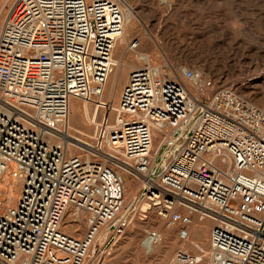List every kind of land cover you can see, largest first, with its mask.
Returning a JSON list of instances; mask_svg holds the SVG:
<instances>
[{"label": "built area", "instance_id": "built-area-1", "mask_svg": "<svg viewBox=\"0 0 264 264\" xmlns=\"http://www.w3.org/2000/svg\"><path fill=\"white\" fill-rule=\"evenodd\" d=\"M123 34L117 0H13L7 9L0 264H98L106 243L150 211L178 221L181 238L195 217L211 220L205 257L179 249L178 261L264 264V107L199 67L179 75L144 58L128 72L105 133L72 131L71 98L99 105ZM140 38L130 36L127 50ZM161 239L159 229L145 230V243Z\"/></svg>", "mask_w": 264, "mask_h": 264}, {"label": "rangeland", "instance_id": "rangeland-1", "mask_svg": "<svg viewBox=\"0 0 264 264\" xmlns=\"http://www.w3.org/2000/svg\"><path fill=\"white\" fill-rule=\"evenodd\" d=\"M4 1L0 0V28L13 2ZM119 1L132 15L130 20L125 21L124 37L128 40L138 33L141 41L135 50L139 53L126 51V72L119 82L115 105L130 69L138 66L141 58H147L166 68L174 66L179 75L183 66L199 67L221 85L233 87L264 107V0ZM114 54L116 58L120 54L116 47ZM112 73L113 70L98 98L99 105L94 100L80 110L69 123L72 131L91 138L105 133V118L111 126L115 105L109 108L106 99ZM73 100L80 102L83 99ZM197 221L206 223L204 240L207 241L203 249L194 242L199 241L197 233L191 236L193 242L182 244L183 238L178 233L180 223L170 224L169 231L167 222L155 211H150L146 218H134L121 234L106 243L98 264H200L175 258L179 249L186 255L199 256L200 259L205 257L209 248L211 220L197 218ZM151 227L162 232V239L149 249L144 235L145 230Z\"/></svg>", "mask_w": 264, "mask_h": 264}, {"label": "bare ground", "instance_id": "bare-ground-1", "mask_svg": "<svg viewBox=\"0 0 264 264\" xmlns=\"http://www.w3.org/2000/svg\"><path fill=\"white\" fill-rule=\"evenodd\" d=\"M117 1L120 3V5L123 8V12H124V24H125V21L128 20V19L130 20V18L132 16L131 15V11L129 9L125 8L121 4V2L119 0H117ZM4 2H6V0ZM125 40H126V38L124 37V34H123L122 38L115 45V47L120 50V54L117 57L118 64H117L116 68L113 69V73H112L111 80H110V85H109V87L107 89L108 97H107L106 101H107L108 105L110 106L109 108H111L116 103V98H117L118 91H119L118 90L119 82H120L121 78L125 75V72H126V67H125L124 63H125V54H126V51H127V48H126V41L127 40L126 41ZM136 49L137 48H135V49H133L131 51L133 52ZM135 52L136 53H139V50L138 51H135ZM141 60H142V58L140 59V61ZM170 68L173 71L174 70L175 71L177 70L172 65L170 66ZM170 68H169V70H170ZM73 99L74 98H71L70 106H69V109H70V113H69V123L72 120V118L74 116H76V114L80 110H82L85 107H88L95 100L94 96L93 97H90L88 99H83L80 102H78V100H77V102H75L76 100L74 101ZM104 121H105L104 127L107 130L110 127L107 124V121H108L107 118H105ZM101 134H103V133L101 132ZM7 185H8V189H10V191H11V195L13 196L11 198V203H12L14 201V199H15L16 194H17L18 185L16 183H14V181H12V180H10V182ZM133 190H134V188L131 186L130 182L128 180H126V197H127V191L129 192L128 194L130 196L133 193ZM205 218L206 219H209L207 217H205ZM66 219H68V217H66ZM151 220L154 221V219H151ZM170 224H173V223H167V225H166V228L169 231L171 230V227H169ZM82 228H83V226H79V225L77 226V229H82ZM205 232H206V223L203 222V221L201 223H199V221H197V217L194 218L193 219V222L189 225V234H188V236L186 238H183L182 239V244H185V243L189 244L190 242H193L191 240V236H192L193 233H197V237L199 238V241L196 240L194 242L196 243L197 246L199 245L200 248L203 249L205 247L206 241H207V240H204ZM152 245L153 244L147 243V246L149 247V249L152 248ZM93 253L94 252H91V254H93ZM201 253H203V252H201Z\"/></svg>", "mask_w": 264, "mask_h": 264}]
</instances>
